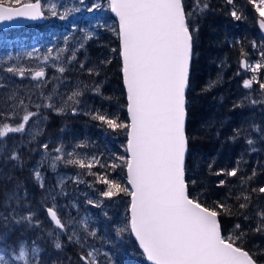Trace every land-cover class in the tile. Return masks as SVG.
Listing matches in <instances>:
<instances>
[{
  "label": "trees",
  "instance_id": "1",
  "mask_svg": "<svg viewBox=\"0 0 264 264\" xmlns=\"http://www.w3.org/2000/svg\"><path fill=\"white\" fill-rule=\"evenodd\" d=\"M203 2L208 7L197 9L189 18L190 29L198 30L193 33L194 55L186 92L185 180L190 193L205 206L223 204L230 210L220 209L223 234L232 232L239 223L247 235L237 243L254 254L257 264H264V232L253 231L259 223L257 213L264 211V193L258 191L264 188V106L252 103L253 96L245 95L248 89L243 85L245 70L240 62L245 58L262 65L254 70L250 86L260 96L264 93L260 87L264 83V38L256 24L260 15L250 0ZM101 3L105 5L107 0ZM183 3L188 12L196 0ZM233 11L240 19L232 15ZM45 14L44 23L0 30V129L4 125L18 126L28 113H32L28 124L41 119L43 125L35 140L20 132L0 137V248L6 244L9 250L18 252L23 243L30 257L33 247L39 249L38 255L31 257L35 264H83V248L78 242L63 239L61 247H55L47 213V208H52L51 196L46 202L41 186V181L49 182L52 173L39 145L50 137L67 139L70 134L74 140L88 142V150L96 157L92 163L76 158L84 161V167L65 165L74 173L67 182L69 188L65 187V202L79 217L84 215L86 230L82 236L89 239L88 244L100 247L106 262L147 264L130 229L120 231L123 228L118 225L117 213L96 206L89 197L100 187L107 191L108 185L101 180L116 181L112 175L127 187L124 161L120 159L127 157V129H114L95 118L99 114L117 123H128L118 23L108 11L96 21L68 16L61 19L63 9L50 22ZM38 70L44 72L42 77L30 80ZM61 77L71 79L76 84L73 92L80 95L54 112L47 96L60 91ZM78 107H94L93 113L83 115L76 111ZM233 169L236 175H227ZM37 172L41 181L36 178ZM18 191L16 196L14 192ZM124 197L129 200V196ZM242 203L247 207L240 208ZM29 214L31 221L20 220ZM5 255L10 257V251Z\"/></svg>",
  "mask_w": 264,
  "mask_h": 264
},
{
  "label": "snow or ice",
  "instance_id": "2",
  "mask_svg": "<svg viewBox=\"0 0 264 264\" xmlns=\"http://www.w3.org/2000/svg\"><path fill=\"white\" fill-rule=\"evenodd\" d=\"M80 2L83 3V0ZM227 2L231 4L233 0ZM250 2L256 4V0ZM261 5H264V0H259L256 10L264 17V7ZM25 7L27 11L20 12V15L31 14L32 19L41 15L39 0ZM207 7L203 0H196L195 7L188 12L183 0H110L111 11L119 18L117 35L130 122L117 123L99 114L95 118L114 129H127L128 156L120 159L124 161L127 183L131 189L105 178L101 182L108 185V189L102 195L113 197L122 192L131 197L130 230L152 264H257L254 254L245 250L242 243H237L247 235L239 223L232 232L223 234L225 230L219 219L222 214L220 209L226 212L230 210L223 204L213 208L205 206L199 197L190 193L185 180L188 151L186 92L190 86L194 55L193 33L198 30L190 29L189 18L197 9L203 11ZM70 11L60 18H67ZM5 12L7 10L0 7V20H11L12 16L5 15ZM53 15L56 13L53 12ZM232 15L240 19L236 11ZM261 27L264 28V20ZM8 71L13 69L9 68ZM35 75L39 77L43 73L37 72ZM251 83V80H246L244 87H250ZM260 87L264 88V83ZM79 95V92H73L68 99L73 100ZM31 115H24L18 127L4 125L0 129V137L8 132L24 130ZM43 147L47 149L48 145ZM55 151L60 152L61 149L56 148ZM66 162L86 166L81 160ZM227 175L235 176L236 170ZM36 178L40 179L39 172ZM258 191L264 193V188ZM244 199L248 200L249 197ZM246 207L247 204H240V208ZM47 211L55 225L63 229L65 224L54 208ZM257 215L259 223L253 231L262 233L264 211ZM20 220L31 221L32 215L21 216ZM128 227L126 225L120 231ZM237 230H240L238 235L235 234ZM55 247L60 248V243L57 242ZM5 251H10V257L5 255ZM38 252L39 249L33 247L31 257L37 256ZM31 257L23 243L19 245L18 252L9 250L6 244L0 248V264H35Z\"/></svg>",
  "mask_w": 264,
  "mask_h": 264
},
{
  "label": "rangeland",
  "instance_id": "3",
  "mask_svg": "<svg viewBox=\"0 0 264 264\" xmlns=\"http://www.w3.org/2000/svg\"><path fill=\"white\" fill-rule=\"evenodd\" d=\"M41 1H42L43 9L47 13V18L49 22L53 21L56 18L57 13L62 9L64 13L66 11L71 10L69 12L68 17L71 19L75 18L76 20L80 19V17H85L86 19H93L95 21L101 20V18L105 15L106 11L110 13V5L108 0H107V4L105 5L101 3V0H83V3H81L80 0H41ZM258 3L259 0H256V4ZM93 5H98V7H93ZM261 7H264V5H261ZM76 9L79 10L77 11ZM89 9H91V11H89ZM53 12H55L56 15H53ZM260 17L264 19V17H262L261 15ZM258 64H259L258 61L250 62L246 60V68L243 69L245 70L243 73L244 74V77L242 79L243 82H245L246 80H251V81L253 80L255 76L253 69L256 70L257 69L256 65ZM238 65H240V63H238ZM39 71L40 70H38V72ZM29 79L33 81H38L40 77H37L35 73H33L31 74ZM61 79H62L61 82L62 88L61 86L59 87L60 91H57L54 94L47 96V102L49 105H51V108L53 109L54 112L61 111L62 108L65 107V105L71 102V100H69L68 98L69 96L72 95L73 91L76 88V84L71 79H65L63 77H61ZM247 89L248 90L245 95L253 96L252 103L255 104L262 103L264 106V93L258 96L259 94L256 93L257 94L256 95L255 91L252 90L251 87H247ZM256 96L257 99H255ZM91 108L92 109H89L87 107H78L76 111L82 113L83 115H89L93 113L94 107ZM39 113H40L39 111L36 112V114ZM42 127H43L42 120L36 119L31 124L30 123L28 124V122H26L24 130L20 131V133H25L28 135L30 140H35V138H37L41 134ZM45 144L48 145L47 149L43 147V145ZM39 148L43 153L42 157H47V159L49 160L50 170L52 173L51 179L49 180L48 183H44L43 181H41V177L40 179H38L41 181V186L43 187V191L45 192L44 200H46L47 202V197L51 196L49 199L51 203L50 207L56 210L62 223L65 224V227L61 229L56 227L51 222L52 229L50 230V235L53 238V241L60 243L63 239H67L78 242L80 246L83 248L82 255L88 261L86 264H89V262H91V264H114L113 262H106L105 254L101 252L100 247L88 244L89 239L84 238V236H82V232H85L86 230V222L84 219V215H81L79 217L78 214H75L74 211L70 210L72 205L68 202H65L68 194V193L66 194L68 189L65 187L69 188V184H67V182L69 179L73 177L74 174L73 172H71V170L70 171L68 170L69 168L65 167V165L68 164L66 161L76 160V158H83L86 159L88 162L92 163L96 160V157L92 155V150H88L89 149L88 142L84 140L81 141L74 140L72 135L69 134V137L67 139H64V137L63 138L58 137L56 139L50 137L47 140L42 141L41 144L39 145ZM56 148H60L61 151L56 152L55 151ZM57 157H60V159H57ZM68 165L74 166V168L76 167L75 164H68ZM118 173L120 174V171ZM112 176H113V180L117 181L116 175L115 176L112 175ZM125 179H126V175H125ZM125 184L127 185V180H125ZM100 189L101 190L99 191L90 193L89 197L91 201L96 206H100V207L106 206L107 211L110 210L112 211V213L113 211H115L117 213L116 218L118 219V225L120 226V228H125L126 225H129L128 228L130 229L128 198L126 201L124 194L116 195V197L114 198L106 197L102 195V193L105 192L103 188L100 187ZM62 192H64L66 195H64ZM14 193L16 196L19 195V191L18 194H16V192ZM89 253H92V255L89 256L88 255ZM16 263L20 264V262H16Z\"/></svg>",
  "mask_w": 264,
  "mask_h": 264
},
{
  "label": "water",
  "instance_id": "4",
  "mask_svg": "<svg viewBox=\"0 0 264 264\" xmlns=\"http://www.w3.org/2000/svg\"><path fill=\"white\" fill-rule=\"evenodd\" d=\"M35 2H36V0L32 1V2L22 3V4H19V5H6V4L0 3V7H2L3 9L7 10V12H5L4 14L12 16L11 20H0V30H6V29H10V28H19V27L25 26L27 24H32V23H44L46 21V14L44 12L41 0H39L40 6H41V15L38 18L32 19L31 18V14H28V15H20L19 14L22 11H27L26 7H25L26 5L31 4V3H35ZM108 2H109V5H110V0H108ZM110 13L115 18V20L117 21L118 29H119V18L115 15L114 12L111 11V8H110ZM262 20H264V19L261 18V17H258L257 21H256V24H257V28H258L261 36L264 38V28L261 27V21ZM119 42H120V39H119ZM121 62H122V57H121ZM240 62H241V68L245 69L246 68V59L242 58ZM39 72H42L44 74L43 71H39ZM39 77H41V76H39ZM122 82H123V74H122ZM123 86H124V91L126 93V112H127V92H126V87L124 85V82H123ZM127 119H128V123H129L130 120H129L128 112H127ZM126 146H127V143H126ZM127 156H128V153H127ZM125 175H126V180H127L126 167H125ZM127 186H128L129 189H131V185H129L127 183ZM130 202H131V197H129V206H128L129 215L131 217ZM47 213H48V211H47ZM57 216H58V218H60L58 213H57ZM48 217H49V220L55 225V222L51 220L49 214H48ZM56 227H58V226H56ZM131 234L133 236V239L137 243L139 250L143 253L147 264H152V262L147 259L146 254L143 252V249L139 246V241L136 239L135 234L132 233V232H131Z\"/></svg>",
  "mask_w": 264,
  "mask_h": 264
},
{
  "label": "flooded vegetation",
  "instance_id": "5",
  "mask_svg": "<svg viewBox=\"0 0 264 264\" xmlns=\"http://www.w3.org/2000/svg\"><path fill=\"white\" fill-rule=\"evenodd\" d=\"M243 85H244V83H243ZM81 257H84V256L82 255ZM82 261H83L82 262L83 264H86L88 262L86 259H82Z\"/></svg>",
  "mask_w": 264,
  "mask_h": 264
}]
</instances>
